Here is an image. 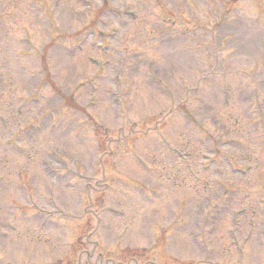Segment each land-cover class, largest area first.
I'll list each match as a JSON object with an SVG mask.
<instances>
[{"label":"rangeland","instance_id":"1","mask_svg":"<svg viewBox=\"0 0 264 264\" xmlns=\"http://www.w3.org/2000/svg\"><path fill=\"white\" fill-rule=\"evenodd\" d=\"M0 264H264V0H0Z\"/></svg>","mask_w":264,"mask_h":264}]
</instances>
